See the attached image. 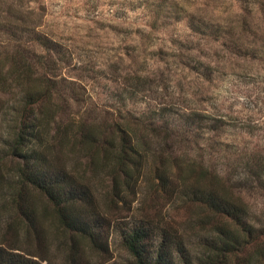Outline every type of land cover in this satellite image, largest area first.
I'll list each match as a JSON object with an SVG mask.
<instances>
[{
    "label": "trees",
    "instance_id": "1",
    "mask_svg": "<svg viewBox=\"0 0 264 264\" xmlns=\"http://www.w3.org/2000/svg\"><path fill=\"white\" fill-rule=\"evenodd\" d=\"M9 44L0 51V95L14 87L20 95L12 108L0 98V127L6 111L13 115L0 145V264H54L43 224L48 213L68 234L66 264H93L89 250L108 262L113 234L127 254L123 264H264L262 146L241 141L233 149L221 141L199 153L196 130H218L222 122L199 112L185 118L181 135L158 116L145 125L127 118L109 126L62 122L68 107L54 101L60 94L52 79L34 69L45 63L38 58L34 65L28 49L10 52ZM185 134H193L190 150H170L172 137L186 141ZM67 144L75 149V165L87 170L71 166ZM214 165H239V182ZM99 175L109 181L104 193L93 183ZM142 182L147 191L138 201ZM244 189L258 192L259 200L252 204ZM38 200L47 205L40 209ZM171 207L183 210L181 219Z\"/></svg>",
    "mask_w": 264,
    "mask_h": 264
},
{
    "label": "rangeland",
    "instance_id": "2",
    "mask_svg": "<svg viewBox=\"0 0 264 264\" xmlns=\"http://www.w3.org/2000/svg\"><path fill=\"white\" fill-rule=\"evenodd\" d=\"M256 1L247 6L238 0H0V51L10 41V52L28 49L34 65L38 58L45 63L34 69L52 79L60 94L54 101L68 107L62 122L88 119L109 126L127 118L145 125L158 116L174 122L173 134L181 135L185 118L199 112L222 118L218 130H196L199 153L218 149L221 141L233 149L241 141L264 148V0ZM238 43L250 53L238 51ZM18 91L0 95L7 108L18 100ZM12 117L6 111L0 145ZM189 137L193 134H185L186 141L172 137L170 150L189 151ZM65 152L73 168L87 170L75 165L70 144ZM214 167L239 182V165ZM99 176L93 183L104 193L109 181ZM146 186L140 184L138 201ZM242 192L252 204L259 200L254 190ZM44 205L37 201L40 209ZM166 209L178 219L184 213ZM43 224L54 264H66L68 234L55 225L52 213ZM110 244L108 262L92 250L86 258L123 264L127 254L117 234Z\"/></svg>",
    "mask_w": 264,
    "mask_h": 264
}]
</instances>
